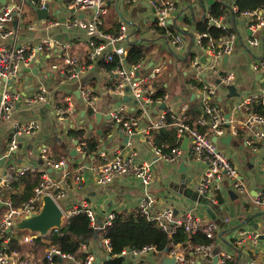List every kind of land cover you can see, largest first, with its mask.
Here are the masks:
<instances>
[{
  "label": "crops",
  "instance_id": "0c3cea01",
  "mask_svg": "<svg viewBox=\"0 0 264 264\" xmlns=\"http://www.w3.org/2000/svg\"><path fill=\"white\" fill-rule=\"evenodd\" d=\"M13 1L18 5V10L5 27L11 31V34L5 39L0 37V43L18 46L22 43H36L46 36L69 41L71 52L77 60L80 71L77 78L59 77L60 73L51 68V64L61 62V53L58 51L37 54L28 65L19 67L16 76L10 81V86L16 90L19 97L10 116L0 121V179L4 176L9 161L30 165L34 168L30 172L40 173L44 169L55 178L65 171L69 187L58 202L61 209L67 210L81 200H87L95 210L96 219L100 221L109 210L116 213H134L139 198L146 191L154 198V211L171 207L176 215L189 211L204 221L215 222L218 226L215 247L219 251L223 250L231 254L232 259L229 264H249L250 259H254V264H264L263 236H260L255 246H251L248 241L237 242L239 230L262 232L264 229V213L251 202L252 196L259 193L264 195V169L261 166L263 146L257 143L256 147L252 148L247 145L245 143L247 131L242 127L238 128L240 133L231 135V140L226 143L224 138L230 134V127L225 126L224 134L217 137L214 143L236 167L239 176L247 186L248 193L240 194L231 185L230 178L224 175L220 181V189L213 193L216 198L215 202L209 196L200 197L201 194L196 192L195 186L204 169V164L190 155L189 141L182 158L175 162L165 163L157 158L153 148L141 135L129 138L130 145H127V142L123 141V135L115 127V123L111 118H107L110 110L121 109L122 113L137 117L139 126L144 127L158 116L162 107L160 103L150 105L145 114L141 115L131 99H124L128 96L127 94L121 96L111 91L115 85L114 76L105 69L100 58L94 61L88 59L86 32L68 22L75 17L86 16L87 12L74 11L63 0H48L49 17L41 21L36 18V14L26 0ZM35 1L37 2L34 4L40 6L47 0ZM212 2L213 0H201L200 2L175 0L172 21L183 29L184 32L181 34L187 46L191 44L190 52L201 51L194 38L197 31L196 22L205 15L204 9H208ZM228 2L231 4L233 0H228ZM0 5H2L1 1ZM258 13L264 15V8L258 10ZM185 17L186 20H184ZM153 18V8L147 0L130 2L106 0L102 29L107 33H112L118 29L122 20L126 21L128 24L127 47L128 40H134L137 45L145 49L142 71L151 72L154 68H159L154 76V85L156 88L159 86L164 88L168 95L167 105L177 109L182 105L189 107L191 100L198 102V94L190 88L194 73L189 62L190 57L175 55L165 38L151 31ZM218 18L235 35L233 51L227 55L226 59L222 58L218 61L215 72L204 73L203 78L216 85V101L226 114L231 113L233 104L247 96H257L260 92L262 75L260 72L252 71L251 64L264 56V24L256 30H250L247 26L248 18L245 16L227 12ZM253 38L257 41L255 45L249 43V39ZM227 71L234 73L233 84L237 88L238 96H230L227 85L220 80V75ZM84 84L91 86L96 94L97 98L92 104L96 108V113L102 114L101 119H97L95 114L91 113L90 104L81 94ZM3 85L4 82L0 79V92ZM40 87L45 89V100L29 105L26 101L27 96L38 91ZM68 104L73 109L71 116L69 119H59L56 113L57 108H65ZM244 117V111L238 112L236 116L232 115L233 123H238ZM31 118L38 121V130L21 137L18 147L11 155H7L8 140L13 124ZM68 129H80L84 132L82 135L84 140H94L96 142L94 152L82 153L78 149L81 141L69 135ZM184 137L179 139L180 146L183 144ZM41 146H46L49 156L59 157L60 160L65 159L66 165L64 167L46 166L40 156ZM117 149L125 153L133 151L137 160L150 164L154 177L149 186L145 187L139 179L128 175L114 176L105 185H98L95 182V168L103 160L98 151L101 150L110 155ZM72 150H75V154L71 153ZM75 175L79 176V181H74ZM183 176H185L186 184L181 182ZM14 191L13 186L10 197ZM194 193H196L195 198H193ZM1 210L0 204V213ZM97 226V224L94 225V227ZM14 232L16 231L10 234L11 240L16 235ZM99 233L97 239H92L85 244H87V249L94 252L102 263L110 249ZM27 234H31L32 238L35 236L29 231ZM24 236L18 237V242L27 244L24 249L11 247V240L9 247L17 249L22 257L27 256L44 263L46 246L44 248L31 246L29 244L32 239L24 241ZM178 245L179 249L194 261V264H218L217 261L213 262V259L203 260L193 251H186L185 247ZM82 252L85 253V251ZM138 260L157 262V258L151 255L129 256L128 264H134ZM57 263L72 264L60 260H57Z\"/></svg>",
  "mask_w": 264,
  "mask_h": 264
},
{
  "label": "built area",
  "instance_id": "2783aa9c",
  "mask_svg": "<svg viewBox=\"0 0 264 264\" xmlns=\"http://www.w3.org/2000/svg\"><path fill=\"white\" fill-rule=\"evenodd\" d=\"M35 3L37 1L30 0ZM68 7L74 11L86 13V16L75 17L68 22L83 29L87 38V57L89 60H100L103 63L110 64L116 60L111 68L105 69L115 78L114 88L111 89L117 95L127 94L134 102L135 107L141 115H144L150 105L164 104L158 116L150 120L149 123L140 127L137 117H131L122 113L121 109H113L109 111V117L126 134L129 138L141 135L153 148L157 158L165 163L175 162L184 156L185 149L180 145L164 151L161 147H156L153 144L152 132L164 126H172L176 130L177 140L182 136L188 137L190 142V155H193L197 161L204 164V169L195 186L198 194L209 196L212 201H216L213 193L220 189V181L224 175H227L231 180V185L240 194L248 193L247 186L239 176L236 167L230 162L228 156L219 150L211 137H219L224 134L227 119L221 107L216 101L217 90L216 85L206 81L203 74L207 72H215L217 64L224 56L229 55L233 51L234 33L227 31L218 38L211 37L207 32L196 31L194 38L199 45V52H191L190 65L193 68L192 82L190 88L198 94V103L201 107L200 115L195 119L194 123L189 122L188 107L182 105L180 108L167 105V94L164 93L161 97H154L156 87L154 85L155 73L159 68H154L151 72L142 71L143 59L137 62L128 64L126 56L128 47L126 41L128 39L126 21L122 20L118 29L115 32L107 33L102 29L103 16L106 12V0H63ZM135 1V0H127ZM148 4L153 8V23L155 26L164 29V38L169 43L175 55H183L186 51L187 43L181 33L173 32L169 24L172 22V14L175 10V0H147ZM43 3V2H42ZM44 4V3H43ZM40 5V6H43ZM18 10V5L13 0H8L0 5V37L7 38L11 31L6 29V25L12 20L14 12ZM229 12L237 13L248 18L247 26L250 30H256L264 24V15L258 13V10L239 11L237 6L231 3ZM209 22L222 30H228L226 25L220 21V18L209 15ZM55 24V22H52ZM151 31L157 32L154 26ZM206 39V40H205ZM205 40V42H204ZM251 45L257 43L256 39H249ZM60 52L61 62L51 64V68L60 73L59 77L72 79L79 76L80 67L77 65V60L71 52V43L69 41L57 40L51 37H42L36 43H22L18 46L14 44L0 43V79L4 82L3 89L0 92V121L10 116L15 108L16 101L19 97L15 89L10 86V81L17 74L21 65H28L35 59L37 54L43 52ZM206 57L202 62L201 58ZM251 70L260 72L262 75L260 92L257 96H247L240 102L233 104L229 118V132L231 135L238 133V128H245L247 135L245 143L252 148L256 144H260L264 148V58L253 61ZM234 73L227 71L220 75V80L223 84L229 85L234 83ZM81 94L85 101L90 104L91 113H96L92 102L96 100V94L88 84H84L81 88ZM45 100V89L40 87L38 91L27 96L26 101L29 105H33ZM261 103V110L256 111L253 107L254 103ZM240 111L245 112L243 120L234 124L232 115ZM73 112L72 107L68 104L65 108H57V116L59 119H69ZM200 127L207 129L200 130ZM39 128V123L36 119L31 118L26 121L15 122L12 126L10 137L8 140L7 155H11L18 147L21 137L35 133ZM130 145L129 140L126 143ZM78 149L82 153H87L88 148L85 142H81ZM40 156L49 167H64L65 160L55 161L47 153L46 146L39 148ZM94 152V151H93ZM99 155L103 160L95 168V182L98 185L107 184L114 176L128 175L133 176L145 186H149L153 181V170L148 162L137 160L136 154L133 151L127 153L121 150H114L110 155L99 150ZM261 166L264 169V154L261 159ZM30 165L26 163L17 164L9 161L5 168L4 176L0 179V204L2 210L0 213V264H58L57 260L68 261L72 264H95L96 254L87 249V244L81 243L78 248L79 254L62 251L56 245H48L44 253V263L37 262L33 258L21 256L20 252L15 248H10L11 231L14 223L23 216L31 215L38 212L42 204V196L49 194L58 203L65 195L69 183L66 181L67 173L65 171L55 178L44 169L40 171V181L33 188L32 195L29 199L16 203L10 197V192L13 189L14 182L27 171H33ZM78 175L74 176V181H79ZM154 198L146 191L139 198L135 208V215L143 216L155 224L162 230L172 234L178 228H182L186 233L187 238H191L197 232L202 231L209 238L207 244L195 245L192 249L194 254L201 257L203 260H211L216 255L218 264H229L232 259L231 254L218 250L214 252L215 239L217 237L218 226L215 222L204 221L199 216L186 211L181 214H175L171 207L162 210H153ZM251 202L264 213V195L259 193L251 197ZM63 211V220L68 216L85 212L90 219V222L96 224V213L94 208L87 200H81L74 204L71 208ZM116 212L109 210L105 213L101 223L97 226L100 229L111 225L115 218ZM56 229V228H54ZM238 243L249 242L251 246H255L260 236L264 237V229L262 232L239 230ZM31 234L24 236V241H30ZM105 244L110 249L108 239H104ZM179 245L172 246L166 252L160 253L156 246L147 245L141 249H123L121 255L125 257H142L145 255L155 256L157 262L161 264L159 259L163 254L173 256L174 264H194L192 259H189L183 250L179 249ZM85 251V255L80 253ZM254 259H250L249 264H254ZM100 264V262L98 263Z\"/></svg>",
  "mask_w": 264,
  "mask_h": 264
},
{
  "label": "trees",
  "instance_id": "16d2710c",
  "mask_svg": "<svg viewBox=\"0 0 264 264\" xmlns=\"http://www.w3.org/2000/svg\"><path fill=\"white\" fill-rule=\"evenodd\" d=\"M201 1V0H197ZM239 11L245 10H260L264 8V0H233ZM228 0H213L210 7L205 10V15L199 18L196 22V29L200 32H207L211 37L218 38L221 35L227 33L228 30H222L217 28L215 25L210 24L209 15L213 17H219L227 12H229ZM187 18L185 17L184 20ZM153 26L157 31L158 35L164 36V29ZM152 26V27H153ZM170 29L175 33L184 32L183 29L177 26L175 21L169 24ZM206 40V39H205ZM204 40V42H205ZM190 43L187 46V50L183 53L184 58L190 57L192 54L190 52ZM145 56V49L141 45L133 40H128V54L126 56V62L132 64L137 62L139 59H143ZM264 58V56L262 57ZM114 60L110 64L103 63L107 68H111L116 64ZM165 93L162 86L156 88L154 97H161ZM256 111L261 110V103L256 101L253 105ZM189 122L194 123L195 119L201 113V107L198 102L191 100L188 107ZM200 130H205L207 127H200ZM69 135H73L76 139L87 144L88 152L94 151L96 148V142L92 139L84 140L82 138L83 131L80 129H68ZM240 131H238V134ZM153 144L156 147H161L164 151L172 148L176 145H180L181 141L176 138V130L172 126H164L160 129L152 132ZM53 160L59 161V157L53 158ZM65 160V159H61ZM40 181L39 172L27 171L23 173L14 182L15 191L11 193V198L17 203H21L27 200L32 195L33 188ZM94 225L90 222L89 217L85 212H78L68 216L60 228L52 229L48 234L44 236H35L32 238L31 246H41L47 247L48 245H56L64 252H70L74 254L78 253V248L81 243H88L94 238ZM100 232V233H99ZM101 239H108V244L110 246V251L106 258L100 264H128L129 257L121 255L123 249H141L143 246L153 245L156 246L160 253L164 252L165 249L169 250L172 246L180 244L185 247L186 251H192L195 245L207 244L210 242L209 238L206 237L204 232L199 231L191 238H187L186 233L182 228L176 229L172 234L159 228L155 222L145 219L143 216L135 215L133 212L129 213H116L111 225L104 227L99 230ZM15 236L11 240V247L18 248L20 250L24 249L27 244L18 242V237L21 235V231L14 232ZM84 256L85 253H80ZM109 256V258H108ZM134 264H154L151 260L145 262L143 260H138Z\"/></svg>",
  "mask_w": 264,
  "mask_h": 264
},
{
  "label": "water",
  "instance_id": "95a60500",
  "mask_svg": "<svg viewBox=\"0 0 264 264\" xmlns=\"http://www.w3.org/2000/svg\"><path fill=\"white\" fill-rule=\"evenodd\" d=\"M2 4L5 3L6 0H0ZM26 2L31 6L32 10L36 14V18L38 20L44 21L48 19L49 17V2L48 0L43 4V6H37L30 0H26ZM15 13V12H14ZM227 56H224L223 59H226ZM206 57H202L201 61L204 62ZM227 90L229 92L230 96L233 95H239L237 92V88L235 87L234 84H229L227 85ZM124 99L129 100L130 98L128 96H125ZM164 104H161V107H163ZM95 117L97 119L102 118V114L97 112L95 113ZM107 118H110L107 116ZM225 118L227 119L226 121V126L230 125L229 118H230V112H227L225 114ZM116 128L119 129L121 135H123V141L127 142L129 140V137L127 135H124L122 131L120 130L119 126L116 124ZM101 132V131H100ZM231 134H228L224 140L226 143H228L231 140ZM216 137H212V141H216ZM189 141L188 137H184V141L182 144V148L186 149L187 147V142ZM72 154H75V150L71 151ZM182 183L186 184V179L185 176L182 177L181 179ZM196 193L193 194V198H195ZM200 197H205V194L199 195ZM198 195L196 196V198ZM63 211L60 207V205L52 198L51 195L49 194H44L42 196V204L36 213H32L31 215L28 216H23L22 218L18 219L12 228L7 229V231H21V230H26L29 231L33 234L39 235V236H44L48 234L52 229L54 228H60L63 224ZM101 223L100 220L96 221V224L99 225ZM100 228L95 227L94 230V238H97V234L99 232ZM165 252L167 249L164 250ZM214 252H217V248L214 249ZM109 257V256H108ZM161 264H174L175 263V258L173 256H167L166 254H163L160 259H159ZM217 261V256L215 255L213 257V262ZM100 262V258H96V263L98 264Z\"/></svg>",
  "mask_w": 264,
  "mask_h": 264
},
{
  "label": "rangeland",
  "instance_id": "374dc122",
  "mask_svg": "<svg viewBox=\"0 0 264 264\" xmlns=\"http://www.w3.org/2000/svg\"><path fill=\"white\" fill-rule=\"evenodd\" d=\"M21 235H27V231L26 230H21Z\"/></svg>",
  "mask_w": 264,
  "mask_h": 264
},
{
  "label": "bare ground",
  "instance_id": "6f19581e",
  "mask_svg": "<svg viewBox=\"0 0 264 264\" xmlns=\"http://www.w3.org/2000/svg\"><path fill=\"white\" fill-rule=\"evenodd\" d=\"M135 214V213H134ZM105 239V238H104Z\"/></svg>",
  "mask_w": 264,
  "mask_h": 264
}]
</instances>
